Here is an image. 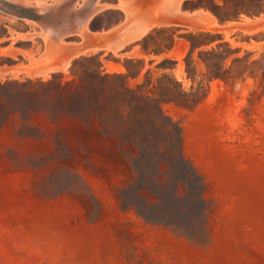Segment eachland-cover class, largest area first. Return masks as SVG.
Listing matches in <instances>:
<instances>
[{
	"label": "rangeland",
	"instance_id": "rangeland-1",
	"mask_svg": "<svg viewBox=\"0 0 264 264\" xmlns=\"http://www.w3.org/2000/svg\"><path fill=\"white\" fill-rule=\"evenodd\" d=\"M38 1L48 6L55 2L0 0V66L11 67L0 70V86L28 79L47 81L58 73L69 81L75 59L100 52L108 74L126 73L127 64L129 85H141L179 126L183 154L206 186L207 211L196 241L184 231L145 221L134 209L123 210L118 194L137 177L133 163L128 170L100 153L89 161L77 153L68 159L64 149L54 147L55 129L47 118L20 113L17 94L0 88V264H264V96L256 73L259 65L251 64L264 53L260 0H175L176 4L140 0L129 8L128 16L120 0H75L55 11L53 20L64 27L73 17L78 22L86 11L92 13L86 22L88 33L94 39L104 35V47L77 54L65 71L48 72L45 79L38 72L68 58L61 48L84 41L73 35L52 42L47 37L50 31L35 18L44 14ZM162 2L165 6L174 2L171 8L179 3L173 13L180 17L173 18L168 9L173 10ZM208 8L232 16L235 10L244 11L238 19L220 23ZM259 10L263 11L259 15L251 13ZM205 16L213 19L211 26L200 19ZM137 19L146 23L142 26L147 22L154 26L134 38L141 28L134 23ZM162 19L169 26L160 24ZM252 21L259 27L248 29ZM132 22L134 28L129 26ZM119 36L122 41L127 37L125 42L130 38L124 47ZM212 40L211 46H199ZM175 42L176 59L168 55ZM110 44L117 49L107 50ZM132 49L149 57L133 58ZM108 64L117 71H110ZM178 172L172 171V180ZM195 214L186 206L182 212L174 211L173 218L186 231Z\"/></svg>",
	"mask_w": 264,
	"mask_h": 264
},
{
	"label": "trees",
	"instance_id": "trees-1",
	"mask_svg": "<svg viewBox=\"0 0 264 264\" xmlns=\"http://www.w3.org/2000/svg\"><path fill=\"white\" fill-rule=\"evenodd\" d=\"M260 3L264 6V0ZM215 7L221 11V7ZM208 9L220 23L238 19L244 11L235 10L232 16ZM262 12L251 13L259 15ZM214 43L212 40L199 46ZM216 46L219 48L218 44ZM101 53L75 59L70 67L72 79L69 81H64L63 75L58 73L47 81L7 82L0 88L12 96L17 94L20 113L30 118L39 115L47 118L55 129L54 147L64 149L68 159H75L74 153H77L81 159L89 161L94 153H100L128 170L133 163L137 177H132L118 194L123 210L134 209L151 224L184 231L193 240H199L202 231L199 222L207 211L206 186L183 154L179 126L164 115L159 102L144 94L141 85L135 88L129 85L131 74L127 64L126 73H106ZM251 64L259 65L256 73L264 96V53ZM216 77L225 76L216 74ZM197 103L198 100L189 108ZM9 105L6 111L10 117ZM174 169L179 171L176 180L171 179ZM179 203L195 209L191 230L185 231L173 218L174 211L185 209Z\"/></svg>",
	"mask_w": 264,
	"mask_h": 264
},
{
	"label": "water",
	"instance_id": "water-1",
	"mask_svg": "<svg viewBox=\"0 0 264 264\" xmlns=\"http://www.w3.org/2000/svg\"><path fill=\"white\" fill-rule=\"evenodd\" d=\"M74 1L75 0H55V2L53 3L52 6H47V5L43 6L44 7V14L35 15V18H37L41 22V24L44 26V28H46L47 30L50 31V33H48V37L52 42H58L62 38H66V37L73 36V35L78 36L79 33L83 31V28H84L86 22L88 21L90 14H92L90 12L86 11L85 17H83L78 22L75 21L74 17H73V19H71L72 21L69 18H67V20H70V23L68 25H65L64 27H60L59 26L60 23L55 22L53 20V17L56 16L55 11H59L64 6H67V5H69V6L73 5ZM107 35L105 37V40L107 38H109V36H107ZM100 38L103 39L104 37L100 36ZM85 39H86V41L83 40L84 42L81 46L61 48V51L64 52L66 55H68V57L71 55H73V57H74L77 55L76 53H78L80 51L82 52V50L87 51L89 49H92V48L98 47V46L104 47V42H102L101 39H94L93 37H91L89 35V33H87V37Z\"/></svg>",
	"mask_w": 264,
	"mask_h": 264
},
{
	"label": "bare ground",
	"instance_id": "bare-ground-1",
	"mask_svg": "<svg viewBox=\"0 0 264 264\" xmlns=\"http://www.w3.org/2000/svg\"><path fill=\"white\" fill-rule=\"evenodd\" d=\"M43 1H44V0H43ZM87 1H88V0H87ZM139 1H140V0H120L121 6H122L123 9H125V11L127 12V16L129 15V12H128L129 8H131L132 6H134V5L136 4V2H139ZM165 1L168 2V1H171V0H168V1L165 0ZM173 1L175 2V0H173ZM38 2H40V1H38ZM174 2H170V3L173 4ZM180 2H181V1H180ZM92 3H93V2H92ZM162 3H163V2H162ZM170 3H169V4H170ZM40 4H41L42 6H45V3H43V2H42V3L40 2V3H39V6H40ZM164 4H166V3L164 2V3L162 4L163 7L165 6ZM169 4H167V5L165 6V9H167V8H171V4H170V6H169ZM175 4H176V2H175ZM175 4H174V5H175ZM174 5H173V6H174ZM177 5H178V6H177ZM177 5H175L174 7L171 8L173 11H170V9H168L169 11H168V10H165V11H166V12L168 11V13H171V14H172V13L174 12V8L176 9V7H179V3H177ZM47 6H48V5H47ZM95 6L98 7L97 4H95ZM167 6H169V7H167ZM144 7H145V5H144ZM159 7H160V6H159ZM163 7L161 6V8H163ZM39 8H40V7H39ZM42 9H43V8H42ZM42 9H41V10H42ZM43 10H44V9H43ZM163 10H164V8H163ZM163 10H162V11H163ZM177 10H178V9H177ZM177 10H176L175 13H178ZM179 10H180V9H179ZM179 10H178V11H179ZM163 12H164V11H163ZM163 12H162V13H163ZM168 13H167V14H168ZM184 13H185V12H184ZM184 13L181 14V15H184ZM171 14H170L169 16L172 17V15H173V18H175V16L177 15V14H174V13H173L172 15H171ZM185 14H186V13H185ZM199 14H200V13H199ZM164 15H165V14H164ZM178 15H180V14H178ZM178 15H177V16H178ZM186 15H188V14H186ZM186 15H185V17H186ZM191 15H193V14H191ZM195 15H196V13L194 14V16H195ZM201 15H202V14H201ZM189 16H190V15H189ZM203 16H204V15H203ZM145 17H146V16H144V18H145ZM170 17H169V18H170ZM178 17H180V16H178ZM178 17H176V18H178ZM146 18H147V17H146ZM181 18H183V17H181ZM181 18H180V19H181ZM187 18H188V17H187ZM187 18H186V21H187ZM190 18H192V17H190ZM201 18H204V19H201ZM178 19H179V18H178ZM178 19H177V21H180V20H178ZM183 19H184V18H183ZM192 19H193V18H192ZM200 19H201L202 21H203V20H206L205 22L208 21L209 24H210L211 21H213V19H212L211 17H209V16L200 17ZM142 20H143V19H142ZM145 20H146V19H145ZM133 21H134V20H133ZM138 21H139V22H138ZM140 21H141V20H139V19H137V23L134 21L135 25H136V24H139ZM146 21H150V20L147 19ZM155 21H156V20H155ZM161 21H163V19L159 21L160 24L162 23ZM172 21H173V20H172ZM209 21H210V22H209ZM87 22H88V21H87ZM150 22H152V21H150ZM150 22H149V23H150ZM153 22H154V20H153ZM153 22H152V23H153ZM175 22H176V19H175L174 23H175ZM188 22H189V21H188ZM193 22H194V21H193ZM193 22H190V23L192 24ZM203 22H204V21H203ZM205 22H204V23H205ZM213 22H214V21H213ZM143 23H145V22H143ZM143 23H141V24H143ZM164 23H165V25H168V26H169V24H170V22H169V24H168V23L165 21V22L162 23V25H164ZM177 23H181V22H177ZM182 23H183V22H182ZM141 24H139V26H140ZM145 24H146V23H145ZM145 24H144V26L141 25V28H140V27H137V28H139L138 30H137V28L135 29V30H137V31L134 33V35H135L134 38H135V37H142V35L147 34L146 32H147L149 29H151L150 27L154 26V23H153V25H152V24H148V22H147V25H145ZM155 24H156V23H155ZM157 24H158V23H157ZM172 24H173V22H172ZM172 24H171V25H172ZM183 24H184V23H183ZM187 24H188V23H187ZM191 24H189V25H191ZM196 24H197V22H196ZM209 24H207V25H208V26H211L212 23H211L210 25H209ZM214 24H215V23H214ZM254 24L256 25V23H254ZM121 25H122V24H121ZM121 25H120V26H121ZM132 25H133V26H132ZM132 25H131V23L129 24V26H130L131 28H134V24H133V22H132ZM175 25H178V24H175ZM181 25H182V24H181ZM181 25H179V26H181ZM194 25H195V23H194ZM194 25L192 24V26H194ZM86 26H87V25L85 24V26H84V28H83V31L80 32L79 35H78V36H81V37L83 38L84 41H86L85 38L87 37V33H88V29H87ZM182 26H183V25H182ZM195 26H197V25H195ZM202 26H203V25H202ZM135 27H136V26H135ZM188 27H189V26H188ZM188 27H187V28H188ZM197 27H199V26H197ZM213 27H214V26H213ZM125 28H128V26H126ZM190 28H191V27H190ZM190 28H189V29H190ZM200 28H201V27H200ZM209 28H210V27H209ZM191 29H192V28H191ZM191 29H190V30H191ZM194 29H195V28H194ZM201 29H202V28H201ZM204 29H206V28H204ZM131 30H133V29H131ZM131 30H130V31H131ZM135 30H133V31H131V32H134ZM206 30H207V29H206ZM208 30H210V29H208ZM212 30H213V29H212ZM252 30H253V29H252ZM123 31H124V30H123ZM124 32H127V30H125ZM124 32H123V33H124ZM128 33H130V32H128ZM128 33H125V34H128ZM102 34H104V33H102ZM94 35H96V34H94ZM97 35H98V34H97ZM122 35H123V34H122ZM24 36H25V35H24ZM100 36L103 37L104 35H100ZM126 36H127V35H126ZM21 37H22V36H21ZM47 37H48V36H47ZM124 37H125V36L123 35L122 38H124ZM127 37H130V36L128 35ZM127 37H126V38H127ZM22 38H25V37H22ZM126 38L123 39V41H122V40L120 39V36H119V39H120V40H119V39H118V40L121 41V44H119L120 46H123L124 43H126V42H128V41L130 40V38H129V40L125 42ZM131 40H133V38H132ZM115 42H118V41H115ZM113 44H114V43H113ZM113 44H110V45H108L109 47L106 46L107 48H106V47H105V48H106L107 50L114 51L113 48H114L115 45H113ZM117 44H118V43H117ZM124 45H125V44H124ZM50 46H51V45H50ZM110 46H111V47H110ZM112 46H113V48H112ZM120 46H119V48H121ZM117 47H118V46H117ZM123 47H124V46H123ZM102 48H103V46H98V47H94V48H92V49H89V50H87V51H90V52H97V51L101 50ZM115 48H116V46H115ZM116 49H117V48H116ZM116 49H115V50H116ZM118 50H119V49H118ZM118 50H117V51H118ZM5 51H6V50H5ZM87 51H86V50H85V51L82 50V52L80 51V52H78V53H80V55H81V53H85V52H87ZM45 53H46V52H45ZM78 53H76V54H78ZM113 53H115V52H113ZM76 54H75V55H76ZM88 54H89V53H88ZM134 54H135V53H133V55H134ZM46 55H47V57H48V58L46 57V59L49 60L48 53H47ZM128 55H129V54H128ZM50 56H51V55H50ZM136 56H138V55H136ZM43 57H44V55H43ZM43 57H40V58H43ZM72 58H73V55L69 56L68 58L65 57V59H66V60L64 59L65 61H63V59H62V61L59 60V62L57 63L58 65H60V64L62 63L61 66H58V65H57V67L54 66V67H52V68H49V70H45V71L38 72V73H40L41 77L45 79V78L47 77V73H48V72H55V71H58V70H60V71H61V70H64V71H65V70H66V66L69 65V64H68V63L70 62L69 60L72 59ZM33 60H34V59H33ZM35 60H36V59H35ZM43 60L45 61L44 58H43ZM30 61H31V60H30ZM39 61H40V60H39ZM39 61H37V62H39ZM41 61H42V60H41ZM41 61H40V62H41ZM50 61H51V59H50ZM31 62H32V61H31ZM37 62H35V63L38 65ZM60 62H61V63H60ZM42 63H43V61H42ZM48 63H50V62H48ZM59 63H60V64H59ZM31 64H32V63H31ZM39 64H40V63H39ZM110 64H111V63H110ZM33 65H34V64H33ZM36 67H38V66H36ZM28 68H29V67H28ZM31 68H33V67H31ZM25 69H26V68H25ZM108 69H109L110 71H115V70L117 71V69H115L114 66H110L109 64H108ZM0 70H1V69H0ZM11 70H12V69H11ZM27 70H28V69H27ZM27 70H26V73H27ZM32 70H34V69H32ZM67 70H68V69H67ZM1 71H2V70H1ZM1 71H0V73L2 74ZM34 71H35V70H34ZM3 72H4V71H3ZM14 72H15V71H14ZM14 72H13V73H14ZM31 72H32V71H31ZM11 73H12V72H11ZM29 73H30V72H29ZM29 73H28V74H29ZM15 74H16V72H15ZM36 74H37V73H36ZM64 74H65V73H64ZM30 75L34 76L33 73H32V74L30 73ZM2 76H4V75H2Z\"/></svg>",
	"mask_w": 264,
	"mask_h": 264
},
{
	"label": "crops",
	"instance_id": "crops-1",
	"mask_svg": "<svg viewBox=\"0 0 264 264\" xmlns=\"http://www.w3.org/2000/svg\"><path fill=\"white\" fill-rule=\"evenodd\" d=\"M254 23H256V25ZM257 27H259V23L252 21V24L249 25L248 29H250V30L256 29ZM108 32H109V30H108ZM248 44H250V43H248ZM133 53H135V54L133 55ZM136 54H139L140 56H142L141 59H143V57H149L148 55H145V54H142L141 52H139L138 49H132L133 58H139V57L135 56ZM168 55H170L171 58L176 59V57H177V42L174 43L172 49L168 52ZM117 66L120 67L121 65L117 64ZM10 68H11L10 66H6V67L0 66L1 70H8Z\"/></svg>",
	"mask_w": 264,
	"mask_h": 264
}]
</instances>
